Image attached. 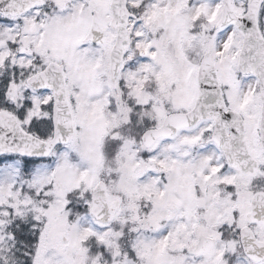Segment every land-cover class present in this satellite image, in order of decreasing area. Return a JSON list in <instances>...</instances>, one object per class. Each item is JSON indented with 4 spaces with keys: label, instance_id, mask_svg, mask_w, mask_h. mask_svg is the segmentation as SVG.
<instances>
[{
    "label": "snow or ice",
    "instance_id": "6c2138e0",
    "mask_svg": "<svg viewBox=\"0 0 264 264\" xmlns=\"http://www.w3.org/2000/svg\"><path fill=\"white\" fill-rule=\"evenodd\" d=\"M0 264H264V0H0Z\"/></svg>",
    "mask_w": 264,
    "mask_h": 264
}]
</instances>
